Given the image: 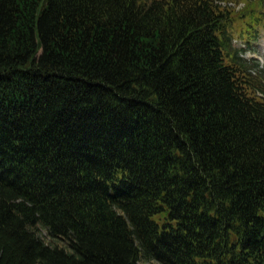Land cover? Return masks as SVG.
<instances>
[{
	"label": "trees",
	"instance_id": "trees-1",
	"mask_svg": "<svg viewBox=\"0 0 264 264\" xmlns=\"http://www.w3.org/2000/svg\"><path fill=\"white\" fill-rule=\"evenodd\" d=\"M229 1L0 0V264H264Z\"/></svg>",
	"mask_w": 264,
	"mask_h": 264
},
{
	"label": "rangeland",
	"instance_id": "rangeland-1",
	"mask_svg": "<svg viewBox=\"0 0 264 264\" xmlns=\"http://www.w3.org/2000/svg\"><path fill=\"white\" fill-rule=\"evenodd\" d=\"M227 5L234 11L232 23L233 47L239 51L240 56L252 63H257L264 74V0L251 2V7L254 8L253 12L246 11L248 14L242 12L245 11L247 2L229 1ZM141 264L159 263L153 260H144Z\"/></svg>",
	"mask_w": 264,
	"mask_h": 264
}]
</instances>
